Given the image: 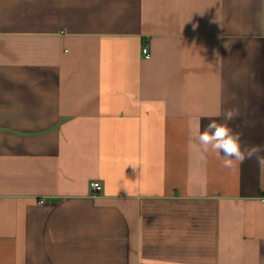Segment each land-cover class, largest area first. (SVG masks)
I'll return each instance as SVG.
<instances>
[{
    "label": "crops",
    "instance_id": "1",
    "mask_svg": "<svg viewBox=\"0 0 264 264\" xmlns=\"http://www.w3.org/2000/svg\"><path fill=\"white\" fill-rule=\"evenodd\" d=\"M208 117L264 147V0H0V264H264Z\"/></svg>",
    "mask_w": 264,
    "mask_h": 264
},
{
    "label": "clouds",
    "instance_id": "2",
    "mask_svg": "<svg viewBox=\"0 0 264 264\" xmlns=\"http://www.w3.org/2000/svg\"><path fill=\"white\" fill-rule=\"evenodd\" d=\"M215 115L220 116L221 112L217 111ZM239 115V109L236 108L223 112L225 121H232ZM208 119L209 123L204 126L203 131H201L200 120L196 121L194 133L189 138V148L215 156L221 166L228 170L252 159H255L257 166L264 170V154H262L264 147L259 145L243 147L241 133L233 131L227 123H218L211 117ZM245 124H247L246 121Z\"/></svg>",
    "mask_w": 264,
    "mask_h": 264
},
{
    "label": "built area",
    "instance_id": "3",
    "mask_svg": "<svg viewBox=\"0 0 264 264\" xmlns=\"http://www.w3.org/2000/svg\"><path fill=\"white\" fill-rule=\"evenodd\" d=\"M142 53L144 54L146 59L150 58V54H149V51H148L147 47H143ZM91 187L96 193H98L101 190V188H102L101 183L98 182V181L92 182L91 183Z\"/></svg>",
    "mask_w": 264,
    "mask_h": 264
}]
</instances>
